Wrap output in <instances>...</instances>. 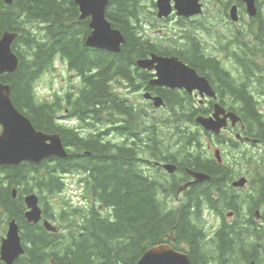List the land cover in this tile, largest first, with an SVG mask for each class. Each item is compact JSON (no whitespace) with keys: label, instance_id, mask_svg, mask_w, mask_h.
<instances>
[{"label":"trees","instance_id":"16d2710c","mask_svg":"<svg viewBox=\"0 0 264 264\" xmlns=\"http://www.w3.org/2000/svg\"><path fill=\"white\" fill-rule=\"evenodd\" d=\"M139 3L110 1L106 17L125 39L121 53L113 54L86 45L92 32L90 20H80L75 0H15L11 6L0 0V40L7 31L19 33L13 44L19 67L15 73L0 77L2 83L11 87L15 107L38 131L60 135L64 132L57 122L62 114L63 95L59 96L62 92H55L59 97L50 108L49 101L36 90L43 75L57 72L59 59L83 81L82 86L69 91L78 96L73 99L76 105L72 110L82 119L88 116L94 119L96 125L104 126L105 133L112 132L114 137L113 140L108 135L102 138L99 132L96 140L81 139V157L75 161L68 154L66 158L47 160L40 165L0 167V245L9 223L15 220L25 248V254L15 264H137L148 249L172 243V238L178 245L191 244L194 264H206L210 258L209 254L199 252L198 244L204 236L190 224L188 212L165 210L166 195L164 201L160 196L167 194V177L154 172L142 179L135 171V163L145 162L137 159L139 155L161 150V140L150 131L139 136L140 124L144 126V122L140 123L141 113L135 114L128 106L129 101L119 97L116 91L120 84L131 83L136 88V80L149 79L135 69L139 60L155 52L146 38L143 41L137 36L138 31L137 35L133 33L143 21L141 17L150 20ZM189 39L190 36L188 44ZM203 44L194 39L189 44L192 48L186 51L197 68L205 61L199 54V46ZM203 64L206 67L210 64L213 73L218 70V65L212 62ZM237 97L253 116L252 100L241 93ZM191 105L192 102L182 99L180 110L191 109ZM195 117L196 114L180 116L182 154L189 153L193 141L186 135L184 126L190 121L194 124ZM134 136L131 145L121 141ZM203 172L212 176L214 182L224 174L215 165L204 168ZM72 176L80 178L83 201L79 203L62 198L68 189L66 180ZM33 193L39 196L43 219L58 227V233L49 232L43 222L27 221L25 196ZM220 193L222 199L228 200L223 189ZM54 197L61 200L50 202ZM197 220L200 221V215ZM251 236L249 229L239 226L229 232L226 228L218 231L211 242L218 247L219 264H264V251L250 242Z\"/></svg>","mask_w":264,"mask_h":264},{"label":"flooded vegetation","instance_id":"af4514ba","mask_svg":"<svg viewBox=\"0 0 264 264\" xmlns=\"http://www.w3.org/2000/svg\"><path fill=\"white\" fill-rule=\"evenodd\" d=\"M137 2H140L139 8L146 12L147 17L150 16V20L145 23L142 21L133 33L137 35L138 31L137 36L143 41L146 38L148 46L155 49V52H151V57L141 60H149L153 56L178 58L185 66L194 70L199 78L206 80L209 92L197 89L189 92L185 88L153 84L158 80L157 70L143 69L138 65L141 60L137 62L140 70L135 69L149 79L136 80V88L131 83L120 84L116 91L119 97L129 101L128 106L133 108L135 114L141 113L140 123L144 122V126L140 124L139 136H146V132L150 131L161 140V150H146V155H139L137 159L145 162L135 163V171L142 179L149 178V174L154 172L167 177V194L160 196V199L163 198L164 201L166 195L167 212H188L186 217L190 224L204 236L198 245L199 252L201 250L202 254L210 256L206 264H219L218 247L211 240L223 228L227 232L237 226L250 229V242L264 251V32H261L264 29V0H255L254 16L249 14L244 0H201L203 14L190 18L180 17L176 12L169 17L160 18L156 0ZM166 32L171 37L165 35ZM188 36L189 44H193L194 39L204 43L199 46V54L205 61L218 65L215 73L209 71L210 66L206 67L203 64L205 62L198 64L197 68L189 60L192 55L187 57L186 51L192 47L188 44ZM162 41L164 44H161ZM120 53L121 51L117 54ZM224 61L232 62V67L228 68ZM62 67H65L64 63ZM69 76L71 79H67V86L74 83L83 85L80 76ZM239 93L252 100L254 116L245 109L244 101L237 97ZM147 95H150V99L146 98ZM76 97V93L64 96L62 114L57 119L64 129L61 135L68 157L74 156V161L81 157V139L96 140V133L99 132L102 133V138L108 135L110 140L114 139L112 132L106 134V128L96 125L94 119L89 116L82 119L79 113L72 110L76 105L73 102ZM154 98H161L164 105L157 108ZM182 99L192 102L191 109L180 110ZM54 100L53 94L49 99L50 108ZM219 109L224 110L222 117L235 114L238 120L233 121L231 117H227L226 125L219 135L205 131L190 121L184 129L193 141L190 142L189 153L182 154L180 116L196 114L195 118L212 117ZM184 111H187L186 114ZM200 136L211 140L210 151L207 153L195 143V138ZM74 137L77 140L74 141ZM132 138L121 141L131 145L136 136ZM212 140L215 141L214 144ZM117 142L116 140L114 143ZM217 149L222 155L221 161L215 158ZM213 165L225 171L215 182L212 176L203 172L204 168ZM194 174H206L210 178L199 182ZM242 179L247 184L238 186L237 182ZM220 189L228 195V200L222 199ZM199 215L200 221L197 220ZM210 216L216 223L209 226ZM164 244L171 245L176 251L187 254L192 259L190 243L182 242L178 245L177 240L172 238V243Z\"/></svg>","mask_w":264,"mask_h":264},{"label":"water","instance_id":"95a60500","mask_svg":"<svg viewBox=\"0 0 264 264\" xmlns=\"http://www.w3.org/2000/svg\"><path fill=\"white\" fill-rule=\"evenodd\" d=\"M11 6L15 0H3ZM111 0H75L80 11V20H90L91 34L86 40L90 48L106 50L111 53H119L125 43L122 33L113 28L106 17ZM172 1L175 2L172 5ZM251 16L255 15V0H244ZM159 17H169L173 11L183 17H192L202 14L203 5L200 0H158ZM19 34L13 32L4 33L0 40V76L13 74L19 67V57L13 51V44ZM157 64V66H155ZM143 69L158 72V80L153 84L170 88L194 89L209 92L206 80L199 78L197 73L185 66L178 58H163L153 56L151 60L138 62ZM209 94V93H208ZM210 95V94H209ZM146 98L150 99V95ZM156 107L163 104L161 98H154ZM224 110L216 111L212 117H198L196 122L207 131L219 135L226 125L225 119L234 115L221 117ZM0 166H19L24 162L40 165L52 158H65L67 151L58 134H47L38 131L30 119L21 113L16 107L11 96V87L0 81ZM217 158L221 161L220 151H216ZM169 167V166H168ZM196 181L202 182L210 177L204 174H194ZM244 179L237 182L243 185ZM16 197V192H14ZM28 211L26 218L29 223L38 224L42 220L40 200L36 194L25 198ZM44 226L56 233L57 228L45 221ZM21 232L18 223L14 220L9 223L6 235L1 241V261L4 264H14L24 255ZM137 264H194L190 256L176 251L169 244H159L148 249Z\"/></svg>","mask_w":264,"mask_h":264},{"label":"rangeland","instance_id":"374dc122","mask_svg":"<svg viewBox=\"0 0 264 264\" xmlns=\"http://www.w3.org/2000/svg\"><path fill=\"white\" fill-rule=\"evenodd\" d=\"M147 22V19L141 17V21ZM202 38H206L203 36ZM208 40V38H206ZM224 64L230 68L232 67V62L230 61H224ZM58 67L60 68L59 71L54 73H46L42 76V78L38 81L36 90L40 93L41 97H44L46 99H50L54 93V91H62L64 87L68 84V80L70 78L69 74L64 68H61V64H58ZM70 73V72H69ZM68 75V76H67ZM201 143L204 145V148L209 151V147L211 145V140L208 138H201ZM212 143L214 144L215 141L212 140ZM68 189L66 193L63 195L62 198L64 199H70V201H74L76 203H79L82 201V188L79 184L78 180L72 176L67 179ZM55 200L60 201L61 198L57 197V199L54 197L52 199H49L50 202H55ZM208 224H215V219L213 217H209Z\"/></svg>","mask_w":264,"mask_h":264},{"label":"bare ground","instance_id":"6f19581e","mask_svg":"<svg viewBox=\"0 0 264 264\" xmlns=\"http://www.w3.org/2000/svg\"><path fill=\"white\" fill-rule=\"evenodd\" d=\"M199 22V21H198ZM150 25V24H149ZM133 39V38H132ZM134 42V41H133ZM137 43V42H136ZM138 49V48H137ZM250 56V55H249ZM264 58V57H263ZM205 62V61H204ZM208 63V62H207ZM210 65V64H209ZM211 70V69H210ZM217 73V72H216ZM219 76V75H218ZM228 81V80H227ZM225 85V84H224ZM146 92V91H145ZM249 116V115H248ZM254 116V115H253ZM71 137V136H70ZM225 172V171H224ZM223 172V173H224ZM245 183V185L247 184V181L246 182H244ZM243 183V184H244ZM238 186H242V185H238ZM129 202V201H128ZM250 230V229H249ZM229 248V247H228ZM233 251V250H232ZM224 252V251H223ZM237 257V256H236ZM232 258V257H231ZM240 259V258H239ZM244 259V258H243ZM257 262V261H256ZM239 263V262H238Z\"/></svg>","mask_w":264,"mask_h":264}]
</instances>
